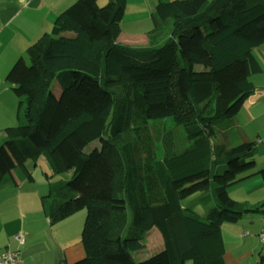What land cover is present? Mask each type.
<instances>
[{"label":"trees","instance_id":"1","mask_svg":"<svg viewBox=\"0 0 264 264\" xmlns=\"http://www.w3.org/2000/svg\"><path fill=\"white\" fill-rule=\"evenodd\" d=\"M125 7L74 0L27 48L28 63L11 66L19 124L0 137V191L16 185L18 166L33 180L27 160L47 165L45 180L71 172L41 205L52 224L84 211L85 257L72 264H223L222 224L263 206L227 192L253 176L264 182L256 143H225L217 125L262 72L264 0H159L144 45L117 41ZM164 123L173 129L159 147L152 127ZM154 228L163 249L136 262Z\"/></svg>","mask_w":264,"mask_h":264},{"label":"crops","instance_id":"2","mask_svg":"<svg viewBox=\"0 0 264 264\" xmlns=\"http://www.w3.org/2000/svg\"><path fill=\"white\" fill-rule=\"evenodd\" d=\"M73 1L0 0V106H15L16 97L5 82V76L11 66L20 57L26 61L27 48L43 33L50 32L55 17ZM107 1L101 0V3ZM158 1L126 0L124 23L120 24L121 31L117 40L119 43L146 44V34L151 27L132 30L133 25L130 24L144 21V17L150 21V14L153 13ZM97 2L100 3L99 0ZM127 7H131L135 11L127 14ZM144 8H146V16L143 15ZM128 21H132V23H128ZM140 38L146 42L141 44L127 41L131 39L135 41ZM255 52L261 62L263 72L264 44L258 47ZM260 89L262 91L258 94V98L254 99V103L246 109L249 115L252 109H257L260 99L264 97V87ZM255 91L254 86V92L249 96L250 98L257 95ZM262 113H264V106L259 113L260 117H263ZM40 164L41 177L36 179L32 175L33 180L28 181L25 174V179H22L14 175L13 170L12 174L16 185L0 191V255L8 248L17 253L18 264H72L85 257L81 242L85 213L79 211L64 221L50 223L41 204L42 197L51 184V178L48 180L42 178V175L44 176L48 171V167L43 161ZM34 169L36 168L33 167L32 170ZM37 181L40 184H37ZM239 185V188L233 191V194H239L237 198H233L231 193L229 196L236 201L248 204L263 203L262 212L247 211L237 223L222 224L223 264H259L260 255L263 257L261 263L264 264V243L259 239V233L264 224V182L260 177L254 176ZM253 187L256 191L251 190ZM17 234L23 237L22 244L14 239Z\"/></svg>","mask_w":264,"mask_h":264},{"label":"rangeland","instance_id":"3","mask_svg":"<svg viewBox=\"0 0 264 264\" xmlns=\"http://www.w3.org/2000/svg\"><path fill=\"white\" fill-rule=\"evenodd\" d=\"M99 6L105 5V3H101V0H99ZM74 2V1H73ZM72 4V3H71ZM131 4V1H130ZM141 9V8H140ZM139 9V10H140ZM146 8H144V13L143 15L146 16L145 12ZM135 9L131 7H127V14L134 12ZM142 11V10H141ZM125 13V10H124ZM128 18V17H127ZM144 21H137L134 22L132 26V30L140 27H151L150 21L147 17H144ZM131 20V19H130ZM121 23H124V19L121 21ZM128 23H132V21H128ZM128 42H134V43H145L146 40L140 38V39H133L127 40ZM125 41V42H127ZM258 52V51H257ZM261 52V51H260ZM27 57H26V62H27ZM28 63V62H27ZM250 79L252 83H254L255 86V94L253 98H248L245 103L243 104L242 108L239 110V112L232 118L225 119L224 121L221 122V124L217 125V129L219 132V135L222 137L223 141L227 143L224 139H227V141L230 142V145H235L239 142H242L243 140L246 141H251L256 143V153L254 155V161L256 164V170L259 169H264V113H262L263 117H260L259 113L262 111V106H264V97L261 98L260 102L257 105V109H252L251 116L247 113V110L250 105L254 103V99L258 98V94H260L262 89L261 87H264V71L260 74L257 75H252L250 76ZM251 96V95H250ZM255 97V98H254ZM15 106L14 107H9L6 105L0 106V137L3 134V130L6 128H11V127H16L19 124V120L17 119V107H18V99L16 98L14 100ZM173 129V125L171 123H164V124H159L154 127H152V132L154 133V139L156 141L157 146L163 145V139L165 135L170 132V130ZM212 142H214L216 145H220L221 140L219 139V142L215 141L214 138H212ZM96 143L90 144L86 147L85 151L90 152ZM160 150H158L157 154L159 155ZM26 167L28 168L29 171H31L36 179L41 177L40 174V163L38 165V168L32 170L33 168V163L30 160H27L25 163ZM14 175L17 177H21L22 179H25L24 173L22 169L18 166L14 169ZM71 172H66L65 174L62 175H55L50 179L51 183L52 182H57V181H66L70 178ZM254 177V176H253ZM42 178L44 176L42 175ZM248 180V179H246ZM245 181V180H244ZM193 181L186 182L184 185L190 184ZM243 182V181H242ZM239 182L237 184H234L233 186L228 187L227 192L228 194L231 193V196L233 198H237L239 194H233V191L235 189L239 188V184L242 183ZM37 184H40L38 181L36 182ZM239 185V186H238ZM251 190H254V187L251 188ZM256 191V189L254 190ZM253 191V192H254ZM202 194L201 193H196L194 195H191L190 197H187L186 199L181 201L182 205H189L191 202L197 200ZM232 199V198H231ZM211 206V205H210ZM203 209L200 207H197L196 212L201 215L203 214ZM84 211H82L83 213ZM84 222V221H83ZM183 238L181 237L179 239L180 241V246L183 249L184 248V242ZM143 248L139 254H134L136 262L145 260L146 258H149L150 256L160 252L163 249V243H162V238L161 234L158 231L157 228L152 229L151 231L147 232L143 238ZM263 247V246H260ZM262 256V255H260ZM77 262V261H76ZM190 264V263H186Z\"/></svg>","mask_w":264,"mask_h":264},{"label":"built area","instance_id":"4","mask_svg":"<svg viewBox=\"0 0 264 264\" xmlns=\"http://www.w3.org/2000/svg\"><path fill=\"white\" fill-rule=\"evenodd\" d=\"M14 239L22 244L24 242L23 237L19 234L14 236ZM259 239L261 242H264V224L261 232L259 233ZM0 264H18V255L17 253L6 248L0 255Z\"/></svg>","mask_w":264,"mask_h":264}]
</instances>
